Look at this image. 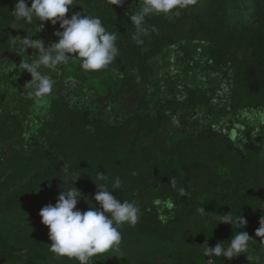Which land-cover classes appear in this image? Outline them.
<instances>
[{"label": "trees", "instance_id": "16d2710c", "mask_svg": "<svg viewBox=\"0 0 264 264\" xmlns=\"http://www.w3.org/2000/svg\"><path fill=\"white\" fill-rule=\"evenodd\" d=\"M16 2L0 0V66H17L0 71V264H78L50 252L39 215L63 191L64 165L80 175L81 211L98 206V171L119 177L113 195L140 208L137 224L120 229L119 251L90 264H264L255 236L264 216V0H197L179 15L153 14L142 44L129 19L139 0H74L66 18L99 17L117 33L119 55L99 72L82 70L80 61L43 69L54 84L40 98L27 94L31 76L17 74L22 57L8 40L35 34L47 48L62 29L47 21L35 33V25L17 24ZM251 4L258 9L252 25ZM247 66L259 76L256 91L245 80ZM148 131L150 145L139 140ZM184 165L194 199L181 193ZM169 199L175 208L161 212ZM230 212L246 227L217 225L216 214ZM241 231L252 238L250 258L203 255L207 244L226 247Z\"/></svg>", "mask_w": 264, "mask_h": 264}, {"label": "clouds", "instance_id": "9594fccd", "mask_svg": "<svg viewBox=\"0 0 264 264\" xmlns=\"http://www.w3.org/2000/svg\"><path fill=\"white\" fill-rule=\"evenodd\" d=\"M110 2L112 5H121V0ZM196 2L197 0H139L137 11L129 17L136 29L133 40L142 44V37L148 35V29L145 27L146 17L153 14L169 17L179 15V10L186 9ZM72 5L74 0H31L29 7L27 0H17L11 12L17 24L35 25V33L42 31L44 22L47 21L52 25L59 22L62 29L54 33L58 38L57 42L50 43L47 48L42 40L33 38L35 34L24 38L17 36L11 40L16 49L15 54L22 57L17 74L24 71L30 74L31 81L25 88L30 89L27 94L33 98L45 97L53 88L54 82L44 74L43 69L54 70L58 66L66 65L70 60H78L82 70L99 72L107 69L119 55L117 33L109 32L97 16H82L76 13L66 18L69 6ZM37 21L41 23L37 24ZM28 49L37 50L38 54L28 56ZM14 68H17L14 64L11 68L0 66V71L10 73ZM261 118L264 120V115ZM61 175L64 189L57 197V202L44 206L39 213L41 223L49 229L50 252L58 258L75 259L78 264H90L93 257L118 252L122 240L120 229L124 225H135L140 219V208L135 201L119 200L113 195L121 188V179H110L104 172L98 171L93 179L98 189L94 196L98 206L90 204L87 211H81L77 204L84 197L74 186L80 175H75L66 165ZM155 204L161 205V201L156 200ZM174 208V202L169 199L163 202L161 212L165 209L171 212ZM198 211L202 215L207 214L204 207ZM160 219L166 222L167 217L161 215ZM216 219L217 225L224 223L246 227L247 224L242 216L234 221L231 212L216 214ZM259 225L255 236L264 243V216H261ZM250 240L252 238L249 234L241 231L232 235L226 247L224 243H217L214 247L207 244L203 255L231 260L241 254H247Z\"/></svg>", "mask_w": 264, "mask_h": 264}, {"label": "rangeland", "instance_id": "374dc122", "mask_svg": "<svg viewBox=\"0 0 264 264\" xmlns=\"http://www.w3.org/2000/svg\"><path fill=\"white\" fill-rule=\"evenodd\" d=\"M249 9H251V11L249 12L250 17H251V19L249 20V23L252 25L254 22H256V19L258 17L256 15L257 14L256 13L257 12L256 10H258V9H254L255 10L254 11L253 10V4H251V6H250ZM230 22L231 21H227V23H230ZM17 27H15V28H17ZM16 31L18 32L19 29L18 30L15 29V31H13V32H16ZM108 31L109 32H112V30H109V29H108ZM11 40H12V38H9L8 42L11 43ZM117 41H118V36H117ZM10 45L11 46H10L9 50H11V48H12V44H10ZM21 61H22V59H21ZM75 63L76 64L79 63L78 60H70V62H69L68 65L71 66V65H73ZM246 74L247 75L245 77V80H246L247 84L249 85V87L251 89L255 90V91L258 90L259 89L258 87L260 85V79H259L258 74L255 73V69L252 66H247ZM260 113H262V112H260ZM122 136H123V134H122ZM164 138L166 139V137H164ZM139 140H141L143 144L146 143V145H150V144H153V142H154V136L151 135V132L150 131H148V132L145 133V136L143 138L139 139ZM162 140H164V139L159 138V144H157L158 147H161L162 146V142H161ZM115 147H117V146H114V148ZM262 148H264V143H263ZM184 168L186 169V176H183V180H182L183 181V186L181 187V193H183V194L186 193L187 194L186 195L187 197H190V198L194 199L195 198V193L190 189V186L192 185V182H191L190 176H189V171H190L191 167H189V165H184ZM123 241H124V238L122 239V242ZM253 255H254L253 249H248L247 254H241V255L238 256V258H240L241 260H245V259H247V256H248V258H250Z\"/></svg>", "mask_w": 264, "mask_h": 264}]
</instances>
